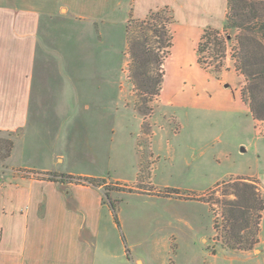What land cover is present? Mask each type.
Instances as JSON below:
<instances>
[{"label": "rangeland", "instance_id": "obj_1", "mask_svg": "<svg viewBox=\"0 0 264 264\" xmlns=\"http://www.w3.org/2000/svg\"><path fill=\"white\" fill-rule=\"evenodd\" d=\"M162 2L165 5L160 6ZM110 4L114 10L109 32H113L115 43L111 63L115 64L105 67L104 96L95 104L97 109H93L104 115L99 132L94 133L89 127L85 133L81 125L76 126L75 122L79 125L81 121H69L67 134L68 139L76 137L78 145L83 132L89 137L91 131V138H95L97 144H94L96 154H93L94 159L86 160L84 165L75 164L79 166L74 168L94 172L106 168V172L103 170L106 176L129 179L134 178L135 166L140 164L137 183L120 182L117 187L108 189L121 191L113 195L112 201L120 221L122 240L133 255L145 259L147 264H158L156 256L165 264H264V216L260 223V242L254 249L232 250L224 246L222 237L227 229L224 204L234 199L230 188L232 180L250 178L259 184L264 194V122L253 116L252 120L251 111L243 104L229 103V97L233 96L239 102L240 93L249 107L242 94L247 81L236 62V34L231 32L233 38L227 43L225 56L217 60L206 58L208 68L196 62L198 42L204 30L207 27L223 30L227 5L223 10L197 0H111ZM164 6H168L175 17L174 46L165 63L161 94L147 104L150 110L144 117L137 110L144 101L129 70L126 25L131 15L143 19L150 11ZM112 77L114 90L109 84ZM224 82L228 87L222 86ZM114 121L115 133H112L110 126ZM15 140V136L0 132V177L7 168L8 160L4 159L7 142L15 143ZM71 151L70 141L67 153ZM21 154L19 143L11 164H21ZM77 180L79 184H89L80 177ZM216 182L205 195L188 192ZM129 187H136L137 192L157 190L162 195L172 194V189L176 188L186 198L192 196L207 201L211 215L203 206L172 205L148 195L130 193ZM176 207L185 211L183 217L172 216ZM253 232L254 218L245 230L247 234ZM165 240L167 249L154 247L156 241Z\"/></svg>", "mask_w": 264, "mask_h": 264}, {"label": "crops", "instance_id": "obj_2", "mask_svg": "<svg viewBox=\"0 0 264 264\" xmlns=\"http://www.w3.org/2000/svg\"><path fill=\"white\" fill-rule=\"evenodd\" d=\"M110 1L0 0V132L12 133L15 146H22L21 164H11L12 152L0 177V264H147L131 250L128 256L110 206L121 191L108 189L120 182L137 183L140 164L129 179L106 176V168L77 170L75 164L94 159L96 141L91 131L89 137L83 132L78 145L76 137L67 135L69 121H81L75 123L85 133L89 127L99 132L104 115L93 109L104 96L105 67L115 64ZM197 1L223 10L228 3ZM229 103H241L250 112L240 93L239 102L233 96ZM110 127L115 133V121ZM135 150L138 154L137 140ZM78 177L102 181L79 184ZM218 182L188 192L205 195ZM129 188L172 205H200L211 215L207 201L186 198L183 192L162 195ZM184 214L178 207L172 211L176 218ZM161 246L167 249L168 241L154 243ZM154 259L165 264L159 256Z\"/></svg>", "mask_w": 264, "mask_h": 264}, {"label": "trees", "instance_id": "obj_3", "mask_svg": "<svg viewBox=\"0 0 264 264\" xmlns=\"http://www.w3.org/2000/svg\"><path fill=\"white\" fill-rule=\"evenodd\" d=\"M174 24L172 11L164 6L150 11L143 19L131 15L126 25L129 70L134 85L140 92V98L144 101L137 106L144 117L150 110L147 104L158 98L162 91L166 76L165 63L174 46ZM231 32L236 34L237 67L247 81L242 92L244 101L249 105L254 119L264 122V0H228L223 30L207 27L200 38L197 48L198 65L208 68L206 58L217 60L225 56L227 43L233 38ZM204 54H208V57ZM8 134L14 136L12 133ZM14 146V141L7 142L4 159L11 157ZM88 181L93 184L101 182L99 179ZM258 185L250 178H237L231 182L234 199L224 204L227 229L222 236L227 248L250 251L260 242L264 194ZM172 190L174 194H180L179 190ZM107 195L109 196L108 193ZM110 206L116 224L121 228L113 201H110ZM252 218L255 221V232L247 234L245 230ZM127 252L130 257L129 250Z\"/></svg>", "mask_w": 264, "mask_h": 264}]
</instances>
